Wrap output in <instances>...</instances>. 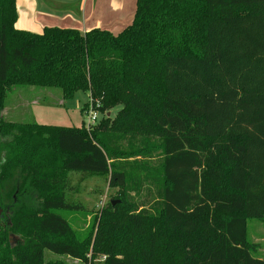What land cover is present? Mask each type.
Listing matches in <instances>:
<instances>
[{"label": "trees", "instance_id": "obj_1", "mask_svg": "<svg viewBox=\"0 0 264 264\" xmlns=\"http://www.w3.org/2000/svg\"><path fill=\"white\" fill-rule=\"evenodd\" d=\"M17 20L0 0V264H264L248 239L264 220V0H137L119 34ZM21 87L88 93L83 112L104 117L6 122ZM71 173L121 189L95 235L57 213L81 208Z\"/></svg>", "mask_w": 264, "mask_h": 264}, {"label": "rangeland", "instance_id": "obj_2", "mask_svg": "<svg viewBox=\"0 0 264 264\" xmlns=\"http://www.w3.org/2000/svg\"><path fill=\"white\" fill-rule=\"evenodd\" d=\"M79 1L73 0L72 4L64 6L65 10L55 7L56 12L58 14L68 10L70 12H78L75 11V8ZM130 2L132 6L135 5L137 7V0H130ZM52 4L54 5L52 0H40V5H44V7H51ZM72 19L76 20V17L73 16ZM85 20V13H83V16L78 18V22L83 24ZM61 95L59 90L37 87L14 89L8 95L4 120L11 123H35L56 127H81L83 123L87 126L89 115L83 112V109L89 102L88 93H79L71 101H65ZM120 108L112 110L110 112L111 116L114 117ZM97 115L98 122H101L104 117L103 114L97 113ZM70 185L73 190L67 192V202L81 208L76 211L61 210L57 211V213L69 222L80 237H84L91 232L95 235L97 226L94 228V218L101 216L100 211L102 208L115 196L120 195L121 189H110L108 180L104 176H90L80 173L70 174ZM248 239L257 247L258 253L264 255V220L254 219L248 222ZM47 258L57 259L56 256L50 253L47 254ZM63 260L72 263L69 259Z\"/></svg>", "mask_w": 264, "mask_h": 264}, {"label": "crops", "instance_id": "obj_3", "mask_svg": "<svg viewBox=\"0 0 264 264\" xmlns=\"http://www.w3.org/2000/svg\"><path fill=\"white\" fill-rule=\"evenodd\" d=\"M52 1L54 5L44 7L40 5V0H17L16 28L36 34H42L44 29L49 27L76 29L82 33L101 29L119 34L132 24L136 13V7L132 6L130 0H80L75 8L78 12L68 10L58 14L56 8L65 10L64 6L72 4L73 0ZM83 13L86 20L81 24L78 18L83 16ZM73 16L76 20L72 19Z\"/></svg>", "mask_w": 264, "mask_h": 264}, {"label": "built area", "instance_id": "obj_4", "mask_svg": "<svg viewBox=\"0 0 264 264\" xmlns=\"http://www.w3.org/2000/svg\"><path fill=\"white\" fill-rule=\"evenodd\" d=\"M99 108H100V104L97 103L96 108L95 106H90L88 112H86V114L89 115V121L87 127L95 126L98 123L97 113H100L98 111Z\"/></svg>", "mask_w": 264, "mask_h": 264}, {"label": "flooded vegetation", "instance_id": "obj_5", "mask_svg": "<svg viewBox=\"0 0 264 264\" xmlns=\"http://www.w3.org/2000/svg\"><path fill=\"white\" fill-rule=\"evenodd\" d=\"M1 163H2V161L0 159V166H1ZM5 216H6L5 211L3 209H0V222L5 221ZM1 226L5 227L3 222L1 223ZM10 239H11V241H13V240L17 241L18 240V239H15L14 236H11Z\"/></svg>", "mask_w": 264, "mask_h": 264}, {"label": "water", "instance_id": "obj_6", "mask_svg": "<svg viewBox=\"0 0 264 264\" xmlns=\"http://www.w3.org/2000/svg\"><path fill=\"white\" fill-rule=\"evenodd\" d=\"M113 205H115V204L113 203Z\"/></svg>", "mask_w": 264, "mask_h": 264}]
</instances>
